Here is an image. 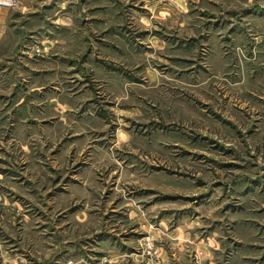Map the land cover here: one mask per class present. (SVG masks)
<instances>
[{
  "label": "rangeland",
  "instance_id": "374dc122",
  "mask_svg": "<svg viewBox=\"0 0 264 264\" xmlns=\"http://www.w3.org/2000/svg\"><path fill=\"white\" fill-rule=\"evenodd\" d=\"M14 1L0 264H264V0Z\"/></svg>",
  "mask_w": 264,
  "mask_h": 264
},
{
  "label": "built area",
  "instance_id": "2783aa9c",
  "mask_svg": "<svg viewBox=\"0 0 264 264\" xmlns=\"http://www.w3.org/2000/svg\"><path fill=\"white\" fill-rule=\"evenodd\" d=\"M15 5L14 0H0V7L3 8H12Z\"/></svg>",
  "mask_w": 264,
  "mask_h": 264
},
{
  "label": "crops",
  "instance_id": "0c3cea01",
  "mask_svg": "<svg viewBox=\"0 0 264 264\" xmlns=\"http://www.w3.org/2000/svg\"><path fill=\"white\" fill-rule=\"evenodd\" d=\"M9 9L7 8H1L0 7V23H3V20L5 19L6 16L9 14Z\"/></svg>",
  "mask_w": 264,
  "mask_h": 264
}]
</instances>
